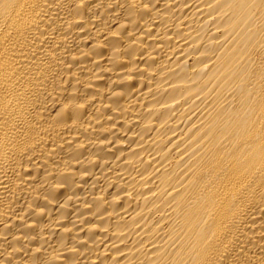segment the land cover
Segmentation results:
<instances>
[{
    "label": "bare ground",
    "instance_id": "6f19581e",
    "mask_svg": "<svg viewBox=\"0 0 264 264\" xmlns=\"http://www.w3.org/2000/svg\"><path fill=\"white\" fill-rule=\"evenodd\" d=\"M0 264H264V0H0Z\"/></svg>",
    "mask_w": 264,
    "mask_h": 264
}]
</instances>
